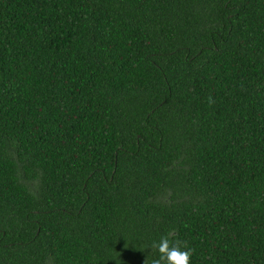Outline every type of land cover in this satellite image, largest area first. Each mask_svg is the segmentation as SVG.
<instances>
[{
  "label": "trees",
  "instance_id": "16d2710c",
  "mask_svg": "<svg viewBox=\"0 0 264 264\" xmlns=\"http://www.w3.org/2000/svg\"><path fill=\"white\" fill-rule=\"evenodd\" d=\"M169 232L264 264V0H0V264Z\"/></svg>",
  "mask_w": 264,
  "mask_h": 264
},
{
  "label": "clouds",
  "instance_id": "9594fccd",
  "mask_svg": "<svg viewBox=\"0 0 264 264\" xmlns=\"http://www.w3.org/2000/svg\"><path fill=\"white\" fill-rule=\"evenodd\" d=\"M173 237L174 233L169 232L161 235L158 241L151 243V252L158 253V257L153 258L151 264H190L193 250L188 248L187 244H182L181 241ZM145 264H148V258Z\"/></svg>",
  "mask_w": 264,
  "mask_h": 264
}]
</instances>
